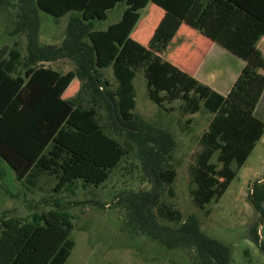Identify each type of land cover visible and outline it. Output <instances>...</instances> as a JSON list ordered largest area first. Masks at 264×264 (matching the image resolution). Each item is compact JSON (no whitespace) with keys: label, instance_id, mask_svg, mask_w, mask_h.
<instances>
[{"label":"trees","instance_id":"obj_1","mask_svg":"<svg viewBox=\"0 0 264 264\" xmlns=\"http://www.w3.org/2000/svg\"><path fill=\"white\" fill-rule=\"evenodd\" d=\"M16 1L13 7L19 10L18 27L27 42L24 53L16 44L0 49V162L13 171L19 182L32 190L40 177L47 176L55 180L54 192L59 193L71 192L77 183L86 189L107 181L127 151L104 132L95 108L82 106L77 96L89 89L92 103L103 102L114 127L123 131L113 117L111 100L119 124L139 131L133 114V80L142 71L147 98L161 110L168 113L171 109L165 104L179 101L183 115L206 112L212 116L190 169L193 188L189 194L198 210L221 199L264 134V122L255 115L264 93V76L260 73L264 59L256 49L264 35V0H34L35 9L28 7L32 0ZM149 3L243 61L244 67L226 96L198 83L130 37L140 12ZM119 4L125 5L120 21L104 31H95L94 22L105 21ZM36 9L55 19L74 15L58 48L50 50L39 43ZM62 59L75 65L80 88L74 99L55 95L60 87L52 85L48 79L52 72H45L43 67ZM108 68L115 83L112 91L99 74ZM169 148L171 141L166 136L149 148L147 165L156 176L153 186L157 181L159 187H170L175 180L172 167L161 168ZM147 174L151 178V172ZM153 193L154 188L148 199L136 196L125 200H130L136 221L150 215V205L156 203ZM251 201L264 217V185L254 187ZM161 209L166 212L160 213L161 218L179 225L160 233L164 237L161 240L193 250L195 264L229 263L224 246L200 232L192 219L181 225L179 211L170 206ZM205 213L209 215L208 210ZM39 229L55 234L58 243L44 240L35 257L26 261L66 264L75 244L71 238L72 217L64 210L1 219L0 264L26 262L24 251ZM251 238L264 252L255 230Z\"/></svg>","mask_w":264,"mask_h":264},{"label":"rangeland","instance_id":"obj_2","mask_svg":"<svg viewBox=\"0 0 264 264\" xmlns=\"http://www.w3.org/2000/svg\"><path fill=\"white\" fill-rule=\"evenodd\" d=\"M16 3V0H0V49L11 48L16 44L24 53L27 40L18 27L19 10L13 7ZM28 7L35 9L34 0L28 2ZM124 9L125 5L119 4L108 13L105 21H95L93 29L104 31L119 22ZM149 13L155 14L154 19L160 29L178 31L177 24L159 16L157 8L151 3L141 11V18L144 19ZM34 16L39 24V43L43 47L54 46V50L62 44L70 17L74 15L55 19L36 9ZM220 49L221 56L209 55L207 58L218 76L223 77L238 60ZM43 65L45 72H52L47 76L52 85L60 87L55 95L63 99L76 98L80 83L75 76V65L66 59ZM99 74L103 82H108V89L114 90L111 69L100 70ZM133 85V114L139 131L129 128L128 131L134 135L128 134L127 129L121 128L123 131H120L114 127L108 108L100 100L92 103L89 89H83L77 96L82 106L95 108L97 120L104 132L117 139L127 151L117 168L112 170L109 179L99 187L88 186L84 189L81 183H77L71 192L55 193V180L42 176L35 188L28 190L16 179L13 171L0 162V221L10 217L25 218L33 213H47L50 210L68 212L72 217L71 238L75 245L66 264H195L191 258L195 254L193 250L170 241L164 242V237L160 235L179 227L160 217L166 214L161 208L170 206L182 214L181 225L192 219L200 232L222 244L226 251L224 255L229 258L228 264H264V252L251 238V231L255 230L264 246V217L256 212L251 201L254 187L264 185V134L243 166L237 170L236 177L221 199L205 207L209 211L207 216L205 210H198L192 204L189 194L193 188L190 169L201 150L200 137L207 131L212 116L206 112L183 115L179 101L165 104L166 108L171 109L170 112L161 110L147 98L142 71L136 73ZM260 109L262 112L257 113L256 117L264 122V104ZM162 134L171 141V148L163 156L161 168L172 167L176 172L170 187H159L157 181L153 186L152 180L156 176L152 171L151 178L147 174L149 148L154 147L155 140H165ZM211 162L215 163V156ZM153 188L155 192L152 199L156 198V203H151L150 215L141 216L136 221L128 203L130 200H125L136 196H146L148 199ZM55 236L39 229L22 258L26 261L35 257L44 240H51L56 245L58 240Z\"/></svg>","mask_w":264,"mask_h":264},{"label":"crops","instance_id":"obj_3","mask_svg":"<svg viewBox=\"0 0 264 264\" xmlns=\"http://www.w3.org/2000/svg\"><path fill=\"white\" fill-rule=\"evenodd\" d=\"M156 8L158 14H160L159 16H164L166 19L172 20L177 24L176 30L178 31H164L160 29V25H157L154 19L156 17L154 13L146 14L144 19H142L140 12V17L130 37L155 55L159 56L163 61L174 65L194 78L198 83L209 87L222 96H226L244 67L243 61L237 58L236 60L238 61H235L236 65H231L226 73H224L223 77H221V75L219 77L218 73L209 65L210 63L207 57L209 55L221 56L220 53L222 51L220 47L197 31L190 29L183 23L174 19L160 8ZM256 49L264 59V35L258 41ZM260 73L264 76V69ZM263 104L264 93L256 107L255 115L262 112L260 107H262Z\"/></svg>","mask_w":264,"mask_h":264},{"label":"water","instance_id":"obj_4","mask_svg":"<svg viewBox=\"0 0 264 264\" xmlns=\"http://www.w3.org/2000/svg\"><path fill=\"white\" fill-rule=\"evenodd\" d=\"M45 48H48V49L52 50V49L54 48V46H48V47H45ZM109 101H110V103H111V106H112V112H113V117H114V119H115L117 125H118L120 128H123V129H127V130H128V128H125L124 126H121V125L119 124V122L117 121V116H116V113H115V106H114V104H113V102H112L111 100H109ZM149 171L151 172V167H150ZM154 183H155V185H156V181H154ZM154 192H155V189H154ZM153 194H154V193H153Z\"/></svg>","mask_w":264,"mask_h":264}]
</instances>
